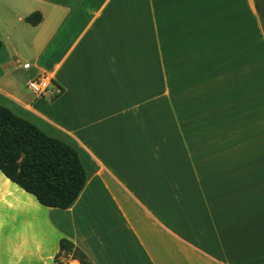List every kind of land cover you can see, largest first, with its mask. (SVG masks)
Here are the masks:
<instances>
[{"label": "crops", "instance_id": "1", "mask_svg": "<svg viewBox=\"0 0 264 264\" xmlns=\"http://www.w3.org/2000/svg\"><path fill=\"white\" fill-rule=\"evenodd\" d=\"M10 1L0 0V60L11 63L0 103L73 147L86 178L62 209L0 171V242L18 252L2 263L54 264L67 239L92 264H264L254 0ZM40 73L58 95L29 90Z\"/></svg>", "mask_w": 264, "mask_h": 264}, {"label": "trees", "instance_id": "2", "mask_svg": "<svg viewBox=\"0 0 264 264\" xmlns=\"http://www.w3.org/2000/svg\"><path fill=\"white\" fill-rule=\"evenodd\" d=\"M254 2L264 31L257 1ZM24 19L36 25L41 13L35 11ZM0 171L11 182L33 195L41 205L62 209H67L73 203L86 178L85 169L73 147L48 135L1 103ZM68 253L79 264H91L81 249L67 239H60L57 255Z\"/></svg>", "mask_w": 264, "mask_h": 264}, {"label": "rangeland", "instance_id": "3", "mask_svg": "<svg viewBox=\"0 0 264 264\" xmlns=\"http://www.w3.org/2000/svg\"><path fill=\"white\" fill-rule=\"evenodd\" d=\"M256 1H257V5H258V8H259L260 15H261L262 20H263L262 22L264 24V0H256ZM12 5H13L12 1L3 0V6H1V8H3V7L9 8ZM10 67H11V63L8 60H4V59L0 60V74H3V71H9L8 69ZM14 82H15L16 86L20 90H25L24 86L21 85V84H23V82H21V77L17 76V80H15ZM30 91L32 93H34L32 90H30ZM12 228H14L12 230V233H13L12 234V239H13L14 242L17 243L19 241V238H20V227L17 224L15 227H12ZM0 231H2V229ZM0 241H2V240H0ZM7 246H8L7 242H0V264H3L2 262L5 260V257L10 258L11 262H13L14 261V255L18 254V252L16 250H14V249L10 250ZM9 254H11V257H9ZM57 254H58V252L56 253L55 257L53 258L54 264H57L58 262L60 264H62L60 262V257L61 256H66V257H71L72 256L70 253L62 254V255H57Z\"/></svg>", "mask_w": 264, "mask_h": 264}, {"label": "built area", "instance_id": "4", "mask_svg": "<svg viewBox=\"0 0 264 264\" xmlns=\"http://www.w3.org/2000/svg\"><path fill=\"white\" fill-rule=\"evenodd\" d=\"M22 67L29 68L28 62H23ZM27 86L35 94H49L50 96H56L61 92V87L56 85L52 78L46 73H40L33 78H30L27 82Z\"/></svg>", "mask_w": 264, "mask_h": 264}]
</instances>
